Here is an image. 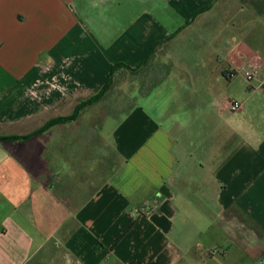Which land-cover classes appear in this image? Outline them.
I'll return each mask as SVG.
<instances>
[{
    "label": "crops",
    "instance_id": "1",
    "mask_svg": "<svg viewBox=\"0 0 264 264\" xmlns=\"http://www.w3.org/2000/svg\"><path fill=\"white\" fill-rule=\"evenodd\" d=\"M247 2L0 0V264H264V12ZM191 28L194 52L140 67ZM170 51L195 61L146 81ZM116 63L129 94L41 129Z\"/></svg>",
    "mask_w": 264,
    "mask_h": 264
},
{
    "label": "rangeland",
    "instance_id": "2",
    "mask_svg": "<svg viewBox=\"0 0 264 264\" xmlns=\"http://www.w3.org/2000/svg\"><path fill=\"white\" fill-rule=\"evenodd\" d=\"M246 5H247L246 10L243 13L245 16H247L250 9L255 11L254 8L256 5H257V10L262 9L264 12V2H262L261 0H248ZM210 15L215 16L216 18L221 17V15L216 12V9ZM263 17H264V13L261 16H259L257 19H263ZM171 19H180V18L176 17V18H171ZM191 19L192 18L190 17L189 20H191ZM194 19H195V17H194ZM251 19H253V18H251ZM171 25H172V27L177 26L175 24H171ZM167 41H169V40H167ZM167 41L165 39L162 41H158L156 48L159 49L160 46H162V50L165 49L166 51L167 50H175V48H177L176 50L185 49L187 51L194 52V50H195L194 48L196 47V37H195V32H194L193 28H191L190 30L187 29L186 32H184L180 37H178L172 44H169ZM164 43H168V44L164 46L163 45ZM189 49H191V50H189ZM181 55L182 54H179V53L173 54L171 51L168 52L165 59H163L164 65L162 64V66H158V67L155 66L157 68L156 69L157 73H153L150 80H146V81H151V83H154L155 81H159L161 79V76L163 77V73H167L169 71V68L172 69V66H175V65L177 66L180 62L185 63V62L191 61L194 63V61H195L194 55L191 54L188 56H182L183 59L181 58ZM158 73L160 74V76ZM122 79H124V80L128 79V80L124 84H120ZM142 79L143 78H141L140 82H144ZM129 81H130L129 74L126 71H122V72L118 73L117 76H115V78L113 80L112 88L107 93L111 94L112 96L123 95L124 93L129 94L126 91V88H129V84H130ZM118 90H119V92H123V93H119Z\"/></svg>",
    "mask_w": 264,
    "mask_h": 264
},
{
    "label": "trees",
    "instance_id": "3",
    "mask_svg": "<svg viewBox=\"0 0 264 264\" xmlns=\"http://www.w3.org/2000/svg\"><path fill=\"white\" fill-rule=\"evenodd\" d=\"M207 8H205V9H203V10H206ZM156 46H157V43H154L151 47H150V50H149V53H148V55L146 56V58H145V60H144V62L140 65V67L142 66V65H144L148 60H149V58H150V56L153 54V52H154V50L156 49ZM139 67V68H140ZM124 68H126V69H130V67H128V66H126V65H124L123 63H116V64H113L112 66H111V68H110V71H109V73H108V77H107V80H106V82L104 83V85L100 88V90L98 91V92H96L94 95H92L91 97H89L88 99H86V100H83V101H80L77 105H76V107H75V109H74V111H73V113L71 114V115H69V116H65V117H58V118H55V119H53V120H50V121H48L41 129H44V128H46V127H49L50 125H52V124H55V123H61V122H66V121H68V120H73V119H75L77 116H78V114H79V112L84 108V107H86V106H88V105H90V104H92V103H94V102H96V101H98V100H100L101 98H103L105 95H106V93L111 89V87H112V84H113V77H114V74H115V72L117 71V70H119V69H124ZM41 129H40V131H41ZM35 134V133H34ZM34 134H31V135H28V136H32V135H34ZM27 136V137H28ZM7 138H19L18 136H11V137H7ZM2 139H4L3 137H0V140H2Z\"/></svg>",
    "mask_w": 264,
    "mask_h": 264
},
{
    "label": "built area",
    "instance_id": "4",
    "mask_svg": "<svg viewBox=\"0 0 264 264\" xmlns=\"http://www.w3.org/2000/svg\"><path fill=\"white\" fill-rule=\"evenodd\" d=\"M238 74V71L235 70V69H229L227 72H226V76L228 78H233L235 77L236 75ZM254 74H255V71L253 69L251 70H244L243 71V75L245 77L246 80L250 81L253 79L254 77ZM226 108L229 110V111H239L240 109H242V103L239 102V101H236V100H232V99H226L225 102H224ZM149 207L147 206L146 203H142L138 209H137V212L138 213H148L149 212Z\"/></svg>",
    "mask_w": 264,
    "mask_h": 264
}]
</instances>
